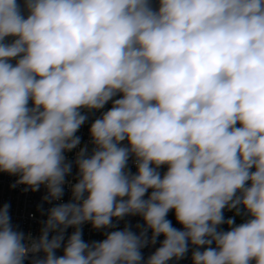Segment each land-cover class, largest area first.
Here are the masks:
<instances>
[{"label":"clouds","instance_id":"clouds-1","mask_svg":"<svg viewBox=\"0 0 264 264\" xmlns=\"http://www.w3.org/2000/svg\"><path fill=\"white\" fill-rule=\"evenodd\" d=\"M109 101L91 155L76 153L71 201L48 210L38 239L0 207V264L41 252L33 264H167L189 242L193 264H264V0H0V172L60 200L82 110ZM137 215L139 234L82 239L85 223Z\"/></svg>","mask_w":264,"mask_h":264},{"label":"built area","instance_id":"built-area-1","mask_svg":"<svg viewBox=\"0 0 264 264\" xmlns=\"http://www.w3.org/2000/svg\"><path fill=\"white\" fill-rule=\"evenodd\" d=\"M21 4V8L23 10V0H18ZM152 4L154 8H158V0H152ZM26 15V12H25ZM14 38H7L8 42H11ZM15 64V60L11 61ZM120 98L118 94L113 99ZM29 106H32V102H29ZM112 107V101H109L103 109L100 110H82V114L88 117L87 121L80 127L77 136L80 137V145L77 148L73 149L71 152H66L67 161L72 162V170L71 173L66 177L67 183L64 185V194L60 200H53L50 203L43 200V197L47 195V189L45 186H41L38 191L33 192L31 189L25 191V185L16 184L18 180V176L10 175L5 172H0V207L3 205H9V215L11 218V224L14 229L17 231H21L25 233V235L31 234L34 238H39L41 234V229L44 226V222L47 219L48 210L56 205L68 203L71 201L72 192L71 186L78 182V168L75 164L76 153L79 151L80 147L87 146L89 155H91L92 148L94 147L91 143L90 136V127L92 122L96 118H99L103 112L109 110ZM239 126V125H237ZM122 145L126 146L127 141L121 142ZM134 157H130L128 161V170L131 173L135 174L137 172V168L134 163ZM167 165H163L160 167L159 171L163 175L164 172L167 171ZM16 184L15 187L13 185ZM151 189L146 194L145 199L148 195H150ZM235 217V224L238 225L244 222L247 217L246 216H236L235 210H224V218L227 220L228 218ZM168 220L172 222L173 227L183 230V226L179 224L175 219L174 211L172 212V216L167 217ZM113 224L116 225L115 228L109 229H94L91 223H85L81 226L82 229V239L85 243H92L94 241L99 242L106 238V233H109L114 230H123L125 226H130L131 230L139 234L140 229L137 228V225H143L144 221L140 216H126L124 219L117 221L116 218H113ZM219 230L228 231L229 226L227 224H222L219 226ZM75 231L73 227H69L64 233V243L67 242V239L70 235ZM55 233H50L49 238ZM148 238L151 240V230H148ZM164 239L163 235L157 237L156 243H149L147 246L141 249L142 256L144 261L148 259L149 256L155 253V251L161 246L162 241ZM211 247H215L213 243ZM196 249V246L191 245L189 242V250L184 256V258L177 260L173 258L168 261L167 264H193L192 260V252ZM201 251L204 250L203 247L200 248ZM43 253L36 254V257L43 258ZM56 255H63V245L60 249L56 250ZM34 257L32 254H29L28 258L25 260V264H33ZM254 264V261L252 262Z\"/></svg>","mask_w":264,"mask_h":264},{"label":"trees","instance_id":"trees-1","mask_svg":"<svg viewBox=\"0 0 264 264\" xmlns=\"http://www.w3.org/2000/svg\"><path fill=\"white\" fill-rule=\"evenodd\" d=\"M172 212H173V211H170V212L168 213V216H167V217L172 216Z\"/></svg>","mask_w":264,"mask_h":264}]
</instances>
